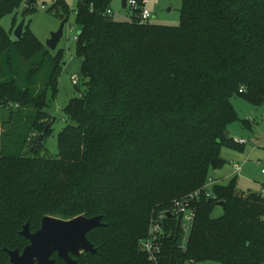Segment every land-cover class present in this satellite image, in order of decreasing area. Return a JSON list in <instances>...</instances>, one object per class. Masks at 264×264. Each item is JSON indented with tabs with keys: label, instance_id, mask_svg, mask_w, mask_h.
<instances>
[{
	"label": "trees",
	"instance_id": "1",
	"mask_svg": "<svg viewBox=\"0 0 264 264\" xmlns=\"http://www.w3.org/2000/svg\"><path fill=\"white\" fill-rule=\"evenodd\" d=\"M24 2L0 0V20ZM111 2L77 1L76 56L87 79L64 108L57 157L35 155L33 140L50 130L41 125L59 56L28 24L13 40L15 18L9 32L0 24V119L8 126L0 136V264L5 249L27 244L22 224L39 228L45 215H101L87 233L96 251L77 264H150L138 244L152 209L200 187L222 164L220 147L238 145L226 130L236 118L230 97L264 102V0H182L177 26L134 15L116 21L104 14ZM55 9L68 14L63 0ZM212 191L196 204L185 246L167 239L162 264H264V198L240 192L233 179ZM217 201L223 212L213 217Z\"/></svg>",
	"mask_w": 264,
	"mask_h": 264
},
{
	"label": "rangeland",
	"instance_id": "2",
	"mask_svg": "<svg viewBox=\"0 0 264 264\" xmlns=\"http://www.w3.org/2000/svg\"><path fill=\"white\" fill-rule=\"evenodd\" d=\"M57 1L58 0H33L31 2L32 4L30 3V12L25 14L24 10L27 2V0H25L24 5L22 3L14 12L5 15L0 20L1 26L9 32L11 29V21L15 18L17 23L14 25L10 34L13 40L16 39L13 35V30L18 22L24 18V27L28 24L31 33L44 46L50 34L57 30L62 20H65L62 36L56 48L50 50L52 54H58L60 60L56 89L54 93L50 91L47 93L46 98L49 105L47 109L48 113L41 125L47 126L50 122V130L39 142H37L38 144L34 152L35 155L45 157L58 156V134L69 123L64 108L71 98L82 94L87 79L80 71V60L76 56V42L73 39V36L79 31V26L75 23L77 0H63L68 6L67 15L56 11L55 6L57 5ZM60 4L63 8L65 7L62 2H60ZM181 5L182 0H146L144 6L151 12L149 22L160 25L177 26L180 23ZM41 6H43L44 9H41ZM110 8L114 20L124 22L131 21V16L133 15L132 10L128 7L123 8L121 6V0H112ZM72 76L76 77V84L73 83ZM230 103L236 118L227 124L226 130L229 137L233 140L243 139L245 142H243L244 145L240 144V148L236 146H221L219 155L223 159V162L217 167H210L208 176L217 180L218 184L223 185H226L233 179L236 188L245 194L252 190L259 193L260 189L264 188V102L254 103L244 95L234 94L230 97ZM4 112L6 111L0 110V117ZM53 118L54 120L52 121ZM2 121L3 120L0 119V136L3 135L2 133L5 132L8 127L1 125ZM15 133L16 132H14V137H17V133ZM29 140V146L26 151H29L33 139ZM8 147L15 148L14 144L11 142ZM257 161H260V163L257 164ZM234 163H238L241 167L236 174H233L232 169ZM222 212V207L215 205L212 210V216L218 217ZM38 225L39 222L33 225L31 229H36ZM184 264H202V262L186 261Z\"/></svg>",
	"mask_w": 264,
	"mask_h": 264
},
{
	"label": "water",
	"instance_id": "3",
	"mask_svg": "<svg viewBox=\"0 0 264 264\" xmlns=\"http://www.w3.org/2000/svg\"><path fill=\"white\" fill-rule=\"evenodd\" d=\"M33 0H27V5ZM121 6L126 8V0H121ZM24 19H21L13 30V35L16 39L21 37ZM65 20H62L54 32L45 42V46L49 50H54L58 41L62 36ZM54 118L52 119V121ZM50 124V123H49ZM42 134H38L33 144L38 142ZM222 206V201L215 203ZM169 216L170 214L167 213ZM101 215L84 216L77 215L70 219H61L49 215H45L40 220V226L34 231L29 228V222L22 224L19 234L23 236L28 242L19 251L15 249H5L8 254V261L5 264H55V259L52 255L64 261L65 264H77L76 257L82 252H89L94 254L96 249L92 243L87 239V233L101 226ZM75 257V258H74ZM211 264V263H204Z\"/></svg>",
	"mask_w": 264,
	"mask_h": 264
},
{
	"label": "built area",
	"instance_id": "4",
	"mask_svg": "<svg viewBox=\"0 0 264 264\" xmlns=\"http://www.w3.org/2000/svg\"><path fill=\"white\" fill-rule=\"evenodd\" d=\"M145 4L146 0H126V7L132 10L134 17L139 23H147L151 17V12L144 6ZM41 9H44V7L41 6ZM104 14L111 16V8H107ZM73 39H77V34L73 36ZM72 80L76 84L77 79L75 76H72ZM243 90V87L239 88V92H243ZM233 141L236 144H244L243 142H245L243 139ZM256 163L259 164L260 161ZM240 168L238 163L233 164L234 173H237ZM215 184H218L217 180L207 176L200 187L174 198L169 207L152 211L146 235L139 240L138 244L139 250L146 255L150 264H162L165 256L166 241L169 237H172L178 248L185 246L194 226L196 204L201 198L215 197L212 191V187ZM259 193L264 197V188H261ZM167 213L170 215L168 216Z\"/></svg>",
	"mask_w": 264,
	"mask_h": 264
},
{
	"label": "crops",
	"instance_id": "5",
	"mask_svg": "<svg viewBox=\"0 0 264 264\" xmlns=\"http://www.w3.org/2000/svg\"><path fill=\"white\" fill-rule=\"evenodd\" d=\"M243 145H244V144H243ZM237 146L240 148V144H238ZM237 146H236V147H237ZM232 169H233V166H232ZM233 174H236V173L233 172Z\"/></svg>",
	"mask_w": 264,
	"mask_h": 264
},
{
	"label": "flooded vegetation",
	"instance_id": "6",
	"mask_svg": "<svg viewBox=\"0 0 264 264\" xmlns=\"http://www.w3.org/2000/svg\"><path fill=\"white\" fill-rule=\"evenodd\" d=\"M31 231H32V230H31ZM82 253H85V251H84V252H82ZM86 253H89V252H86ZM80 254H81V253H80ZM54 255H55V253H54ZM74 258H75V257H74ZM76 258H77V257H76ZM76 258H75V259H76ZM61 260H62V259H61Z\"/></svg>",
	"mask_w": 264,
	"mask_h": 264
}]
</instances>
